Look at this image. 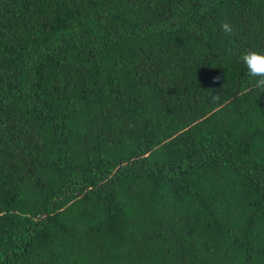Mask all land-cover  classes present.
Here are the masks:
<instances>
[{"label":"trees","instance_id":"16d2710c","mask_svg":"<svg viewBox=\"0 0 264 264\" xmlns=\"http://www.w3.org/2000/svg\"><path fill=\"white\" fill-rule=\"evenodd\" d=\"M248 50L264 0H0V264H264Z\"/></svg>","mask_w":264,"mask_h":264},{"label":"clouds","instance_id":"9594fccd","mask_svg":"<svg viewBox=\"0 0 264 264\" xmlns=\"http://www.w3.org/2000/svg\"><path fill=\"white\" fill-rule=\"evenodd\" d=\"M220 27L227 36L234 32V26L228 22H224ZM240 61L246 69L247 76L255 82L254 87L264 93V52L248 50L241 54ZM220 80L221 76L214 77V82Z\"/></svg>","mask_w":264,"mask_h":264}]
</instances>
